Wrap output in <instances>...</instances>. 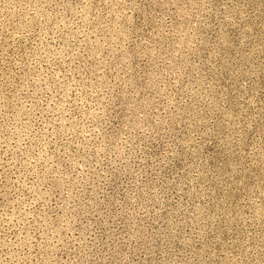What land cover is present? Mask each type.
Instances as JSON below:
<instances>
[{
  "label": "rangeland",
  "instance_id": "374dc122",
  "mask_svg": "<svg viewBox=\"0 0 264 264\" xmlns=\"http://www.w3.org/2000/svg\"><path fill=\"white\" fill-rule=\"evenodd\" d=\"M0 264H264V0H0Z\"/></svg>",
  "mask_w": 264,
  "mask_h": 264
}]
</instances>
